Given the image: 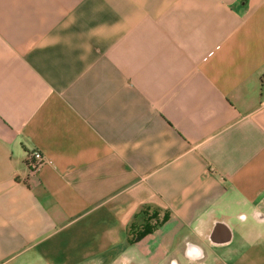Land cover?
I'll use <instances>...</instances> for the list:
<instances>
[{
  "label": "crops",
  "instance_id": "crops-1",
  "mask_svg": "<svg viewBox=\"0 0 264 264\" xmlns=\"http://www.w3.org/2000/svg\"><path fill=\"white\" fill-rule=\"evenodd\" d=\"M189 243L264 264V0H0V264Z\"/></svg>",
  "mask_w": 264,
  "mask_h": 264
},
{
  "label": "built area",
  "instance_id": "built-area-1",
  "mask_svg": "<svg viewBox=\"0 0 264 264\" xmlns=\"http://www.w3.org/2000/svg\"><path fill=\"white\" fill-rule=\"evenodd\" d=\"M46 163L45 156L39 150L32 151L27 155L26 165L30 175L36 174Z\"/></svg>",
  "mask_w": 264,
  "mask_h": 264
},
{
  "label": "clouds",
  "instance_id": "clouds-1",
  "mask_svg": "<svg viewBox=\"0 0 264 264\" xmlns=\"http://www.w3.org/2000/svg\"><path fill=\"white\" fill-rule=\"evenodd\" d=\"M186 256L189 258L191 264H195V261L202 255L200 250L190 243L186 245Z\"/></svg>",
  "mask_w": 264,
  "mask_h": 264
},
{
  "label": "trees",
  "instance_id": "trees-1",
  "mask_svg": "<svg viewBox=\"0 0 264 264\" xmlns=\"http://www.w3.org/2000/svg\"><path fill=\"white\" fill-rule=\"evenodd\" d=\"M152 230H153V228H152L149 224H147V225L145 226L144 231L141 232V233L138 235L137 240H138V239H141L142 237H144V236H146L147 234L151 233Z\"/></svg>",
  "mask_w": 264,
  "mask_h": 264
}]
</instances>
